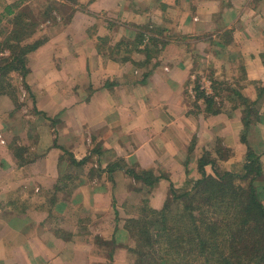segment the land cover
Here are the masks:
<instances>
[{"label":"crops","instance_id":"0c3cea01","mask_svg":"<svg viewBox=\"0 0 264 264\" xmlns=\"http://www.w3.org/2000/svg\"><path fill=\"white\" fill-rule=\"evenodd\" d=\"M17 14L38 48L0 94V264H133L139 201L161 210L215 145L264 154V0H0L1 45Z\"/></svg>","mask_w":264,"mask_h":264},{"label":"trees","instance_id":"16d2710c","mask_svg":"<svg viewBox=\"0 0 264 264\" xmlns=\"http://www.w3.org/2000/svg\"><path fill=\"white\" fill-rule=\"evenodd\" d=\"M25 19L26 16L17 14L13 22L14 31L3 45L0 44V63L5 62L0 66V94H8L6 88H12L7 80L10 75L20 70L22 78L26 76V56L38 48V44H20L32 27ZM6 51L9 55L4 58ZM206 101L210 113H220L213 109L215 96H208ZM250 115L245 121L246 137ZM209 165L212 166V174L206 171ZM216 165L213 159L203 156L199 159L197 180L187 181L180 190L172 187L170 198L161 210H154L145 203L143 215L147 218L126 221V230L140 248L130 252L143 256L139 259L142 262L135 264H145L144 255L148 252L142 246L153 240L150 228L153 223H148L150 219L161 225L163 235L157 244L166 249L159 252L156 264L168 258L175 260L176 264H264V205L257 183L263 176L261 159L249 151L243 164V175L233 171L221 173ZM128 174L147 186L158 182L148 172L139 174L129 170ZM174 203L177 205L175 212ZM207 212L213 215H207ZM227 225L229 230L224 229ZM147 264H150L149 260Z\"/></svg>","mask_w":264,"mask_h":264},{"label":"rangeland","instance_id":"374dc122","mask_svg":"<svg viewBox=\"0 0 264 264\" xmlns=\"http://www.w3.org/2000/svg\"><path fill=\"white\" fill-rule=\"evenodd\" d=\"M3 48V46H2ZM0 50L1 47H0ZM9 55V52L6 51L5 54H4V58H7ZM5 62H2L0 63V66L1 65H4ZM13 76V75H12ZM20 77H17V78H14V77H11V75L7 78V80L10 81V83L12 84V88H6V90L9 92L8 94L6 95H9L11 96V98H13L12 100L15 102V100L17 99V95H18V91L16 92L15 89L17 88H14V84L16 85L17 83V79H19ZM229 88V87H228ZM227 88V89H228ZM229 93H227L225 95V97H232L233 94L230 93V88L229 90L227 91ZM222 101V98L220 99ZM239 102L241 103V105L243 106V110L245 111V116H247L249 113H251V118H250V128L253 127V122H254V119H256V114H253L255 113L254 110H253V105L252 103H254V101H252L251 99H242L241 97H239ZM256 103H254L255 105L257 104V101L255 100ZM224 105V103H222ZM233 104L232 102H229V107L230 105ZM221 107H218L216 106V110L217 109H220ZM220 111V110H219ZM246 118V117H245ZM245 128V134L244 136L246 137V126H244ZM250 130V129H249ZM248 130V131H249ZM248 134V133H247ZM256 138V137H255ZM247 139V137H246ZM246 145L248 143V141L246 140ZM219 144V142H218ZM221 144V143H220ZM219 144V145H220ZM257 143H255V146H254V143L250 146L249 143L246 147V150L244 152V156L242 155L243 152L241 151H237L235 154L233 153H228L226 152L225 153V150H221L220 148H218L217 145L214 146V149L212 150V154L214 155L213 158H209L210 160L214 159L215 163L217 164L216 165V168L219 172L223 173L225 171H233V172H237L238 174L240 175H243L244 172H245V161H246V156L248 154L249 151H251L252 154H254L253 152V148L256 147ZM264 154H262V157H260L261 159V168L263 169V176H261L258 180H257V183H258V193L260 194V197H261V201L264 205ZM203 156H206V155H202ZM202 157H200L199 159H201ZM207 158V156H206ZM227 161H228V166H227ZM244 164V165H243ZM218 166V167H217ZM228 168H232V170H227ZM199 169V160H198V164H197V170ZM207 170H208V174H212L213 173V169H212V166L209 165L207 167ZM188 174V173H186ZM260 184V185H259ZM142 203H140V201L138 202V208L139 210L137 211V215H135L136 217L138 218H147L146 215L144 214L143 215V210H144V201L141 200ZM148 205V204H147ZM176 203H174L173 205V211L175 212L176 210ZM134 214V213H132ZM207 215H213L211 212H207ZM212 217V216H211ZM150 218H153V217H150ZM132 219V218H131ZM158 222L160 223V220H158ZM149 224L153 223L150 228H151V231H152V236H153V240H150L148 241L147 243H145L142 248L144 250H146V252H148L147 254H145L144 256V263L147 264L148 263V260L150 261V264H156L157 263V256L159 255V252H165L166 249L165 248H162L161 249V246L159 247V245L157 244L158 240L162 237L163 235V232H162V228H160L159 226L161 225H157L155 224L153 221H148ZM158 226V227H157ZM224 229H228L229 230V225L225 226ZM131 245L133 247V250H136L138 245L136 244V242L131 238ZM140 248L138 247L137 250H139ZM137 252V251H136ZM130 256L132 257V263L135 264V263H140L142 261H139V259L143 258V256L141 255H135V253H132L130 254ZM155 257V258H154ZM154 258V259H153ZM153 259V260H152ZM172 258H168L165 260H160V264H176V261L175 260H171ZM147 263H146V262ZM143 264V263H142Z\"/></svg>","mask_w":264,"mask_h":264},{"label":"built area","instance_id":"2783aa9c","mask_svg":"<svg viewBox=\"0 0 264 264\" xmlns=\"http://www.w3.org/2000/svg\"><path fill=\"white\" fill-rule=\"evenodd\" d=\"M150 36H148V38H149Z\"/></svg>","mask_w":264,"mask_h":264}]
</instances>
